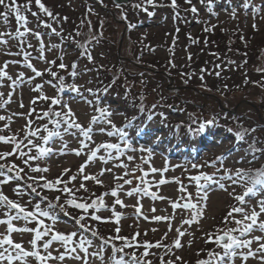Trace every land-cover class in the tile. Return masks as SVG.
Segmentation results:
<instances>
[{"label": "rangeland", "instance_id": "374dc122", "mask_svg": "<svg viewBox=\"0 0 264 264\" xmlns=\"http://www.w3.org/2000/svg\"><path fill=\"white\" fill-rule=\"evenodd\" d=\"M17 2L23 5L28 3V0H17ZM136 2L138 0H123L118 2L121 7L117 9L116 2L112 0H103V3H100L99 0H42V3L50 11L60 17H67L66 21L55 22L43 13H39L35 0H31V11H25L22 8V14L27 17V27L43 34L45 61L55 60L56 63L52 65L38 59L40 55L39 42L29 34L26 40L32 44V48L27 49L31 53V63L43 73L42 76H35L31 69L24 65L22 55H16L20 51L18 41L5 37L9 42L7 45L0 44V66L8 62L9 66L6 71L13 78L23 72L24 83L16 86L11 102L5 105L4 102L8 99V93L12 89L8 87L10 82L6 78L3 80L4 86L0 87V93H3V96H0V115L12 117V121L10 131L0 132V135L18 133L22 137V129L28 117L15 114L27 113L32 107L36 109V113L31 117L34 121L33 127H42L48 123L47 119H36V115L47 110L50 105V100L38 98L45 95L62 98V102L70 104L78 117V122L84 127H88L92 116L99 117L100 114L95 111V103H89V101H94V96L86 89L92 88L94 92L100 90V106H107L110 111L117 113L111 117L116 126L125 128L134 147H151L154 155L148 163L140 160L139 157L142 154L137 152L135 154L127 153L138 157L134 161H128L126 154L104 164L98 157L106 155V153L104 149H100L97 159L89 162L86 172L98 175L102 168H111L112 174L106 173L102 177L103 186L97 185L93 181L84 182L88 191L80 190L77 192V196L86 195L89 198L92 193L99 192V189H103V193H105L109 192L117 183L122 184L123 181L114 180L113 175H124L126 169L115 166L123 162L128 165L127 171L131 173L125 179L132 180V184L124 185V189L147 187L150 192L156 194L157 199L152 200L151 196H143V194L127 197L124 192H121L119 198L123 200L124 206H115L116 212L121 213L122 216L117 223L112 217L110 207L114 198L109 195L104 197L108 210H101L97 215L102 218L112 217V219L109 222H104L103 219L101 221L86 219L84 223L97 229L99 237L102 238L115 236L117 227L121 229L119 235L122 237H125L122 233L126 230L133 233L139 229L142 234L147 230V235L141 236L143 240L138 239L139 241L151 239L154 240L153 243L161 241L169 246L176 238L175 229L182 227V230L186 232V235L181 238L184 247L180 250L173 249L174 254L183 257L184 264H196L197 260H203L197 259L196 254L204 247V244H207V247L213 245L214 251H222L214 242L206 243V233H215L217 228L225 227L223 217L231 207L239 206L234 198L235 195L243 194L248 185L245 181L234 185L225 179L221 181L225 184V189L222 190L215 185L211 186L208 189V207L204 217L199 221V224H193L189 228L188 225L182 226L181 221L188 219L192 210L173 209L171 206L173 202L182 205L187 201L181 199L182 196L186 197L187 193L193 194V203L197 202L196 185L195 182L190 181L189 177L204 172L206 174L215 173V178L218 179L219 175L223 173H216V169L209 166V162L221 156L224 158V167L231 170L233 174L237 169L246 170L255 167V165H258L259 169H264V153L256 152L253 157L248 147L249 143L255 140L254 147L264 148V87L261 86L264 84V72L259 71V69H264V19L258 16L253 20L251 11L248 10L246 13L242 7L237 8V15L233 18L231 9L241 4L242 0H231V2L230 0H191V3H188L187 0H177V8L170 6L171 0H157V3L163 6L153 8L145 5L154 15H148L142 10L133 8V4ZM252 2L258 6L264 3V0H252ZM193 7L197 9L196 12L191 11ZM89 9H92L91 13H89ZM0 11H4V9L0 7ZM122 11L127 14V19L121 18ZM31 12L39 13L40 20L51 23L57 31H61L62 27L64 37L69 33L74 35L79 29L82 33L76 39L79 43L57 37L51 34L50 29L42 26L37 27V18L33 17ZM253 23L258 26L256 30L252 28ZM129 24L134 27H129ZM17 26L14 14L9 15L7 24L0 17V32L14 34ZM20 30L23 31V27ZM89 33L97 34V39L91 43L87 42ZM81 43L85 44L87 53L84 48L80 47ZM52 44L60 45V47L50 49L49 46ZM7 52L11 54H5ZM87 54H91L94 60H89ZM61 56H63V61H61ZM17 61L19 63H16ZM61 62L69 67L60 69ZM73 62L78 65L76 69L78 75L75 78L70 75V66ZM49 68L58 76H64L65 83L70 84L74 81L81 85L80 94L77 95L68 89L59 92L57 88L52 87L48 81L58 82L46 71ZM217 72L220 73L219 76L216 75ZM201 76L204 77L203 81L200 80ZM28 78H32L31 82ZM112 81H115V84L109 88L107 93L103 92L102 89ZM36 85H42V88L38 91L33 90ZM33 99L36 101L35 105L30 103ZM21 101L25 105L24 108L19 106ZM153 104L157 105L153 120L143 123L142 119L152 111ZM141 107L144 111L140 110ZM53 108L57 111L60 110L59 105H55ZM139 111L141 112L139 113ZM161 112L164 113L163 117L160 115ZM213 117L221 121L219 124H230L236 129L256 128L257 131L248 135L243 142L240 140L233 143V135H227L226 129L218 126L211 132L210 143L206 148L199 146L194 150H189L187 146L181 148L184 143L182 138L178 141L182 142L181 145L173 146L175 131L168 133V127L172 130L177 128L179 133H183L184 130L190 128L188 126L193 120H197V124L191 128H196L198 123ZM128 120L133 121L132 127H125ZM136 122L139 123L135 125ZM5 123L7 121H0V128H3ZM140 124L144 125L142 131L139 130ZM48 127L52 129L53 125L48 124ZM99 127L111 130V126L104 124L103 121L94 125L93 142H89L90 148H95L101 143H118L123 147L118 135L109 137L106 133L101 134L96 131ZM136 132L138 133L136 134ZM41 135H46V133L41 132ZM80 138L82 139V137ZM35 142L42 144L39 139ZM64 143H67L68 149L65 150L66 154H61ZM43 146L51 147L53 153L37 163L41 167H48L49 172L29 174L46 175L50 180H54L58 176L69 180L70 177L76 176L77 179L69 183L70 186L68 185L75 189L82 182L78 171L79 167L86 161V155L76 156L71 151L80 147L79 140L70 134H63V140L53 137L49 144ZM11 147V145L0 143V152L11 151ZM111 151L115 156V150ZM33 154H35V150H33ZM143 155L145 159H148L147 154ZM8 159L20 164V160L15 156ZM191 163L205 166L200 169H192ZM153 166L157 169L167 167L168 171L152 173L151 167ZM64 169L70 171L64 174ZM185 169L187 170L185 171ZM145 173L147 174L145 175ZM161 179L167 182L160 184ZM16 183L14 181L4 185L2 191L10 199L26 204L28 210L31 211L32 206L40 201V197H34L32 204H27L28 196L20 198L14 195L13 189ZM181 185L186 187V193L180 191ZM260 188L261 186H256L257 197H252L249 194L245 199L251 200V203L255 204L257 199L264 198V193L260 192ZM43 195L53 202L58 195L61 196V203L67 198L66 195L55 191L44 190ZM159 197H164V199ZM137 200L140 201L139 205H137ZM137 206L141 209L140 213L136 212ZM41 207L47 208L48 202L42 201ZM152 209H155V212ZM5 211L6 209H0V218H5L3 215ZM51 211L57 216L55 230L63 234L77 231L78 226H75L73 217L82 214V210L75 209L74 213L67 216L60 211L59 207H55ZM156 215L172 217V219L170 221L144 219V216L153 217ZM236 215L239 218L238 214ZM45 223H51V221L45 219ZM169 223L172 226L171 232H168ZM213 223L215 225L212 227ZM17 226H23L22 222ZM27 226L35 228L36 223L32 222ZM227 226L235 227V224L230 223ZM152 229H156V231H152ZM166 232L168 236L165 239ZM0 234H6V226L0 225ZM33 235L34 233H26L21 239L18 234L14 233L13 239L15 242H22L25 248H30L28 242L33 238ZM85 235L89 239H93L95 245H99L100 239L92 238L90 233ZM189 241H191L190 246ZM119 245L117 244V246ZM57 246L53 245V247ZM126 251L130 252L131 249H126ZM140 251L142 252L143 249ZM150 251L154 255H150L148 259L152 260L153 264H159L158 256L165 255L164 249L153 248ZM110 255L111 247L106 250V259ZM117 255L119 256V254ZM165 259H169V256H165ZM32 264L35 262L32 261ZM68 264H75V262H68ZM95 264H99V261H96ZM236 264H241V261L237 259ZM247 264H258V262L255 259H250Z\"/></svg>", "mask_w": 264, "mask_h": 264}, {"label": "snow or ice", "instance_id": "6c2138e0", "mask_svg": "<svg viewBox=\"0 0 264 264\" xmlns=\"http://www.w3.org/2000/svg\"><path fill=\"white\" fill-rule=\"evenodd\" d=\"M100 3H103V0H99ZM188 3H191V0H187ZM231 2V0H230ZM35 4L39 9V13H43L52 21H66L67 17H60L55 14L53 11H50L49 8L42 3V0H35ZM145 5L152 6L153 8L159 5L157 0H138V2L133 4V8L142 10L148 15H154L153 12H149L148 8ZM172 8H177V0H171ZM0 7L4 11H0V17L3 18L5 24L8 23L9 15L14 14L15 20L17 22V29L15 33L11 32H0V44H8V39L5 37H10L18 41V47L20 51L16 55H22L24 65L31 69L35 76H42L43 73L37 70L31 63V53L27 51L28 48H32V44L26 40V37L31 34L39 42L40 55L38 59L45 61V45L43 41V34L40 31H33L27 27V17L22 14L21 9L25 11H31V0H28L26 4H19L17 0H0ZM115 7L120 9V4L116 3ZM242 7L247 13L248 10L251 11L253 20L256 17L264 19V3L261 5H254L252 0H242V3L238 6H234L231 9V15L233 18L237 15V8ZM192 12H196L197 9L193 7ZM92 12V9H89V13ZM39 13L31 12L33 17L37 18L38 25L37 27H44L51 30V34L61 37L62 39H68L70 41L79 43L76 41V37L82 35V33L77 29L75 34L69 33L67 37L63 36V28L61 31H57L56 28L52 27V24L40 20ZM121 18L127 19V14L121 12ZM83 23V22H82ZM90 26V25H89ZM23 27V31H21ZM129 27H134V25L129 24ZM252 28L256 30L258 28L256 23L252 24ZM88 43H91L93 40L97 39V34L89 33L88 34ZM243 38V37H242ZM26 45V47H25ZM60 45L52 44L49 46L50 49L58 48ZM81 48L87 49L85 44H80ZM5 54L10 55V52ZM89 60H94V57L91 54H87ZM61 61H63V56H61ZM46 63L55 65V60L45 61ZM16 63H19L18 61ZM8 62H5L3 66H0V87H3V80L6 78L10 84L8 87L12 89L8 93V99L4 102L5 105L11 102L12 95L15 92L16 86L18 84L24 83V73H18L16 78H13L6 71L8 68ZM69 67L65 63L61 62L59 64L60 69H65ZM71 73L70 75L75 78L78 73L76 71L78 65L73 62L71 64ZM46 71L51 75L58 83H53V81H48V83L57 88L59 92H64L65 89L70 90L77 95L81 92V85L76 84L74 81L70 84L65 83L64 76H58L56 72L51 71V69H46ZM259 71L264 72V69H259ZM217 76L220 75L219 72L216 73ZM32 78H28L31 82ZM204 77L201 76L200 80L203 81ZM187 82V81H186ZM115 84V81H112L108 86L102 89L103 92L107 93L109 88ZM207 87L206 85H202ZM264 87V84L261 85ZM226 87V86H225ZM42 85H36V88L33 90H40ZM88 92L93 93L94 101H89V103H95V111L100 115L99 117L93 115L88 127H84L78 122V117L76 113L71 108L70 104L62 102L60 97H48L40 96L39 99L50 100V105L47 110L43 111L41 114L36 115L37 120L47 119L48 123H45L42 127L36 126L33 127L34 121L31 117L36 113L35 107L29 109L27 113H17L18 116H27V122L22 129L23 136L21 137L18 133H10L9 135H0V143L5 145H11V151L0 152V209H6L3 213L5 218H0V225L6 226V234H0V264H32V261L35 264H68V262H75V264H95L96 261H99V264H153L152 260L148 259L150 255H154L150 250L153 248H163L165 255L158 256L159 264H184L183 257L176 256L173 249H183L184 244L182 243V237L186 235V232L182 230V227L175 229L177 235L171 246L163 244L161 241L155 243L145 240L143 242L138 240V237L141 235L139 231L134 233L131 237H122L119 235L121 229L116 228L115 236H110L108 238L99 237L98 230L93 228L91 225L84 223L86 219L92 221H101L109 222L112 217L115 218V221L119 223L122 216L121 213L116 212L115 206L120 205L124 206L123 200H121L120 193L124 192L127 197H133L134 195L139 196H151L152 200L157 199L155 193L150 192L147 187H134L130 190H125L124 185H131V179H125L126 176L131 175L127 171L128 165L121 162L120 164L115 165L116 167H123L126 169L123 176L113 175V179L116 181H123V183H117L109 192L103 193L101 196L92 199L91 197L95 196V193H92L91 196L87 199L83 197H78L77 192L83 190L88 191L86 181H93L97 185L103 186L104 181L102 177L105 174H112L111 168H102L99 174H90L86 172V168L89 166V162L97 159V154L100 149H104L106 155L99 156V160L104 164H107L109 160L119 159V157L126 155L127 153H141L139 157L140 160L148 163L151 158H153V148L151 147H134L133 142H130L128 138V133L125 131V128H118L113 122L111 117L116 115L110 111V109L105 106H100L101 97L99 96V91L92 88L86 89ZM0 96H3V93H0ZM35 99L31 100L30 103L35 105ZM59 105L60 110H54L53 106ZM21 108H24L25 105L23 102H20L19 105ZM157 108L156 104L152 105V111L149 112L146 119L148 121L153 120L154 110ZM141 111L144 109L141 107ZM163 117L164 113H160ZM0 121H7L4 124L3 128H0V132L5 130L10 131V123L12 117L0 115ZM103 121L104 124L110 125L111 130H107L105 127H99L96 131L103 134L106 133L107 136L112 137L118 135L119 139L123 143V147L118 143H101L98 144L95 148H90L89 142H93L94 134V125L100 124ZM193 123H197V120H193ZM216 123V118L205 120L204 122L198 123L196 129L189 128L190 132L195 134L204 133L206 126L214 125ZM48 124H52L53 128L49 129ZM133 121L128 120L125 127H132ZM62 130V131H61ZM233 131V129H229ZM257 131L256 128L245 129L240 128L236 131L235 136L237 139L242 142L246 137ZM41 132L46 133V135H41ZM63 134H70L73 137H76L79 140V148L72 149L76 156L82 154L86 155L85 163L81 164L79 167V175L82 177V182L75 188H70L68 185L72 181L77 179L76 176H72L68 181H64L62 176L56 177L54 180L48 179L46 175H30L29 173H47L49 172L48 167H41L38 161L42 158L48 157L53 153L51 147H44L43 145L49 144L52 141L53 137H58L63 140ZM79 134V136H77ZM82 137V139L80 138ZM39 139L42 141V144H37L35 141ZM256 143L253 140L249 143V151L253 154V157L256 152L264 153V148H256L254 144ZM68 149L67 143H64L61 148V154H66L65 150ZM35 150V154H33ZM87 150V151H86ZM115 150L116 155L113 156L112 151ZM133 154H127L128 161H134L138 157ZM143 154H147L148 159H145ZM17 157L20 160V164H17L15 161H9V157ZM23 165V166H21ZM219 165V167H217ZM205 165H199L196 163H191L192 169H200ZM209 166L216 169V173H223L219 175V178H215L216 174H206L200 172V174L195 176H190V181L195 182L196 185V197L197 202L193 203V194L187 193V196H182L181 199H186L187 202L178 204L176 202L172 203V208H183L190 209L188 219H183L181 225H188L189 228L193 224H199V221L204 217L205 210L208 207L207 201L209 199L208 189L215 185L220 189H225V184L221 181L225 179L232 182V184H237L240 181H245L248 185L246 191L243 194L235 195V200L238 202L239 206H233L227 212L226 216L223 217V223L225 227L217 228L215 233H206L207 242H214L218 247L222 249L221 252H209L208 260H197L196 264H236V260L239 259L241 264H247L250 259L257 260L258 264H264V198H259L256 200V203H251V200H246L245 198L251 194L252 197H257L258 193L256 186H261L260 192L264 193V169H255L254 171H246L244 169H237L233 174L231 170L224 167V158L217 157L214 161L209 162ZM179 167V166H178ZM27 170V171H26ZM187 169H185L186 171ZM70 170L64 169V174H67ZM168 171V168L157 169L156 167H151L152 173H163ZM147 173H145L146 175ZM17 182L15 188L13 189L14 195L17 197L28 196L29 199L27 204H32V199L34 197H40V201L35 203L32 206V210L29 211L26 204H21L19 200L10 199L9 196L5 195L2 191L4 185H7L11 182ZM23 182L22 184L19 182ZM203 181V183H201ZM167 181L161 179L160 184H164ZM179 183V181H177ZM40 189V191H38ZM47 190L49 192L55 191L63 195H66V199L61 203V196L55 197V202L48 199L47 196L43 195V191ZM180 191L186 193L187 189L185 186L181 185ZM111 196L114 198V202L111 206L112 217L102 218L100 215H97L101 210H108V206L105 203L104 197ZM164 199V197H159ZM90 200V202H89ZM47 201L48 207L42 208L41 202ZM140 204V201L137 200V205ZM59 207L60 211L64 213L65 216L70 215L69 209L82 210V214L78 217L74 216V224L78 226L77 231H72L70 234H63L58 230L54 229V225L57 223V216L51 209ZM92 210L91 212L89 210ZM141 209L139 206L136 207V212L140 213ZM155 212V209H152ZM239 218H237V215ZM45 219L51 221V223H45ZM145 220H155L170 221L172 217H162V216H153L148 217L144 216ZM15 222V223H14ZM23 224V226H17L18 224ZM35 222L36 227H28L27 225ZM235 224V227H228V224ZM156 231V229H152ZM172 231L171 223H169L168 232ZM18 234L21 239L26 233H34L33 238L28 242L30 248H25L22 242H15L13 239V234ZM86 233H90L92 238L100 239L99 245H95L93 239H89ZM143 235H147V230L144 231ZM168 233H165L164 238L166 239ZM214 237V239H213ZM116 241H120V245L117 246ZM226 241V242H225ZM58 245L53 247V245ZM191 241H189V246ZM255 245V247H253ZM111 247V255L105 257L107 248ZM62 249V250H61ZM126 249H131V251H126ZM140 249H143L141 252ZM119 254V256L117 255ZM165 256H173V259H165Z\"/></svg>", "mask_w": 264, "mask_h": 264}, {"label": "trees", "instance_id": "16d2710c", "mask_svg": "<svg viewBox=\"0 0 264 264\" xmlns=\"http://www.w3.org/2000/svg\"><path fill=\"white\" fill-rule=\"evenodd\" d=\"M67 37V36H66ZM77 39V37L75 38ZM198 127V126H197ZM195 129V128H192ZM177 132V131H176ZM184 132H186V135L184 136V140H189L190 142H198V141H202L205 137H207L208 134L204 133H200V134H195L194 132H190L189 129L188 130H184ZM207 132V131H206ZM183 136V135H182ZM204 142V141H203ZM204 246H206L204 244Z\"/></svg>", "mask_w": 264, "mask_h": 264}, {"label": "water", "instance_id": "95a60500", "mask_svg": "<svg viewBox=\"0 0 264 264\" xmlns=\"http://www.w3.org/2000/svg\"><path fill=\"white\" fill-rule=\"evenodd\" d=\"M113 2H121V1H123V0H112Z\"/></svg>", "mask_w": 264, "mask_h": 264}, {"label": "bare ground", "instance_id": "6f19581e", "mask_svg": "<svg viewBox=\"0 0 264 264\" xmlns=\"http://www.w3.org/2000/svg\"><path fill=\"white\" fill-rule=\"evenodd\" d=\"M207 129V128H206Z\"/></svg>", "mask_w": 264, "mask_h": 264}]
</instances>
